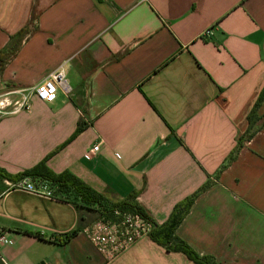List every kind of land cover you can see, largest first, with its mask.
<instances>
[{
  "label": "crops",
  "instance_id": "0c3cea01",
  "mask_svg": "<svg viewBox=\"0 0 264 264\" xmlns=\"http://www.w3.org/2000/svg\"><path fill=\"white\" fill-rule=\"evenodd\" d=\"M26 27L0 97L20 103L60 67L67 92L0 118L1 170L45 161L110 203L135 194L156 226L207 184L174 236L216 264H264V0H0V53ZM258 100L263 126L237 147ZM10 184L0 264L106 263L83 234L96 212ZM108 264L194 263L145 237Z\"/></svg>",
  "mask_w": 264,
  "mask_h": 264
},
{
  "label": "trees",
  "instance_id": "16d2710c",
  "mask_svg": "<svg viewBox=\"0 0 264 264\" xmlns=\"http://www.w3.org/2000/svg\"><path fill=\"white\" fill-rule=\"evenodd\" d=\"M29 32L30 29L28 27L19 31L17 35L14 36L10 47L4 52L0 53V76L4 66H6L10 58L21 48L22 42ZM261 102L262 100H258L248 114L247 130L245 135L240 138L239 143H237V147H239L240 143L243 141H249L255 135L257 130L260 129V122L263 121L262 118L257 115V109L260 107ZM0 178L12 183H16L25 178H30L32 181L38 180L39 182H45L47 183L50 190H53L52 196L54 198L60 195V198L65 201H69L68 198L71 197L70 202H72L78 208L96 212L98 214L97 218L103 215H111V211L117 209L119 211L134 212L153 224L154 228L150 231L148 237L155 244L161 246L166 252L181 253L194 264H216L213 258L205 257V255L200 256L199 254L195 253L185 241L174 236L175 230H177L179 227L186 213L189 212L196 197L207 187V184H205L194 195L187 197L184 201L177 204L173 212L170 214L169 219L163 225L156 226L153 221L143 212L144 210L136 204L135 194H132L129 198L119 203H110L95 190L84 185L83 182L77 178L71 175L68 176L67 174H53L45 166V161L39 163L31 170H26L15 176L6 174L0 169ZM62 195H65L66 198L62 197ZM77 233V230L71 232L62 240V243H67L73 237H75Z\"/></svg>",
  "mask_w": 264,
  "mask_h": 264
},
{
  "label": "built area",
  "instance_id": "2783aa9c",
  "mask_svg": "<svg viewBox=\"0 0 264 264\" xmlns=\"http://www.w3.org/2000/svg\"><path fill=\"white\" fill-rule=\"evenodd\" d=\"M204 37L211 35V30L204 32ZM65 80L61 67L49 73L43 81L36 85L23 96L22 102H7L5 97H0V118L11 113H16L20 109L29 110L30 97L35 96L44 103H53L57 98L59 89H63ZM65 88V89H64ZM13 106L11 110L8 107ZM99 143L93 146L90 154L99 151ZM12 189L24 190L30 194L51 198L52 194L45 182L31 183L27 178L9 185ZM111 215L99 216L90 226L83 230V234L91 242L99 255L106 262L112 263L125 254L132 246L136 245L142 238L148 237L154 228L153 224L142 216L129 211L113 210ZM12 241L7 239L0 228V245H12Z\"/></svg>",
  "mask_w": 264,
  "mask_h": 264
},
{
  "label": "rangeland",
  "instance_id": "374dc122",
  "mask_svg": "<svg viewBox=\"0 0 264 264\" xmlns=\"http://www.w3.org/2000/svg\"><path fill=\"white\" fill-rule=\"evenodd\" d=\"M96 250V249H95Z\"/></svg>",
  "mask_w": 264,
  "mask_h": 264
}]
</instances>
